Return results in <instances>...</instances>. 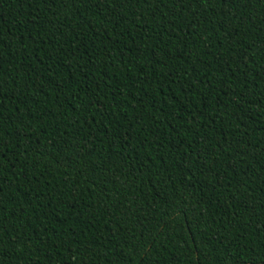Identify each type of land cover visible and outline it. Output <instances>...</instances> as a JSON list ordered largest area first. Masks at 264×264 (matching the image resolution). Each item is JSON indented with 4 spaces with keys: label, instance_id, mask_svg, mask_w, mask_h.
Masks as SVG:
<instances>
[{
    "label": "trees",
    "instance_id": "1",
    "mask_svg": "<svg viewBox=\"0 0 264 264\" xmlns=\"http://www.w3.org/2000/svg\"><path fill=\"white\" fill-rule=\"evenodd\" d=\"M0 264H264V0H0Z\"/></svg>",
    "mask_w": 264,
    "mask_h": 264
}]
</instances>
